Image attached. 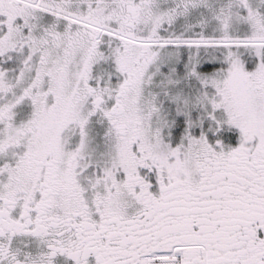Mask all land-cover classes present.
Returning <instances> with one entry per match:
<instances>
[{
	"label": "snow or ice",
	"instance_id": "snow-or-ice-1",
	"mask_svg": "<svg viewBox=\"0 0 264 264\" xmlns=\"http://www.w3.org/2000/svg\"><path fill=\"white\" fill-rule=\"evenodd\" d=\"M0 264H264V0H0Z\"/></svg>",
	"mask_w": 264,
	"mask_h": 264
}]
</instances>
